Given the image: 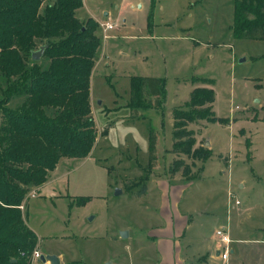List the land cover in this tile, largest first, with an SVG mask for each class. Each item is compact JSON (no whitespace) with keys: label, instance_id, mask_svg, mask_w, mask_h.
<instances>
[{"label":"rangeland","instance_id":"1","mask_svg":"<svg viewBox=\"0 0 264 264\" xmlns=\"http://www.w3.org/2000/svg\"><path fill=\"white\" fill-rule=\"evenodd\" d=\"M53 1L45 0L42 8ZM234 5L235 0L82 1L76 17L94 20L101 42L89 83L97 138L88 156L61 158L39 193L27 195L21 209L39 239L34 249L62 254L63 264H156L150 233L163 224V184L167 191L182 187L180 208H190L205 234L219 228V217L236 233L261 227V234L252 233L264 237V41L235 37ZM102 22L114 25L107 38ZM133 76L162 79L159 106L130 104ZM196 77L210 79L215 92L216 120L190 125L195 147L210 155L182 154L186 174L169 175L173 112L186 108L192 88L202 86ZM250 258L257 261L259 254L252 258L238 249L229 263L249 264Z\"/></svg>","mask_w":264,"mask_h":264},{"label":"trees","instance_id":"2","mask_svg":"<svg viewBox=\"0 0 264 264\" xmlns=\"http://www.w3.org/2000/svg\"><path fill=\"white\" fill-rule=\"evenodd\" d=\"M44 1L0 0V264H30L38 237L21 209L27 195L51 178L61 158L88 156L97 138L89 102L101 46L96 25L76 17L82 0H54L42 8ZM232 31L239 39L264 41V0H235ZM42 46L41 59L33 60ZM198 80L202 86L192 88L186 108L173 112L169 175L186 174L182 154L210 155L195 147L190 128L216 120L212 81ZM162 92L161 78L133 76L130 104L157 107ZM154 141L151 135L150 166Z\"/></svg>","mask_w":264,"mask_h":264},{"label":"crops","instance_id":"3","mask_svg":"<svg viewBox=\"0 0 264 264\" xmlns=\"http://www.w3.org/2000/svg\"><path fill=\"white\" fill-rule=\"evenodd\" d=\"M104 16L107 17L108 14ZM97 20L101 21L99 18ZM45 184L34 192V196L39 193ZM163 186L164 191L162 190L161 192L162 196L160 197L159 205L163 224L153 229L150 233L154 237L152 243H154L158 257L156 264H230L231 255L226 263L219 256L221 243L215 231L222 227H226L229 230V235L232 239L231 246L233 243L236 244L235 247H232L231 254H235L239 249L240 253L242 251L252 253V258H254L255 253H258L259 260L256 261L250 258L249 264H264V237L255 236L252 233L256 231L259 235L262 233L263 228L247 231L249 233L245 231L236 233L226 226L229 223L223 225V218L219 219V217H216L215 222L219 221V228L217 227L214 230V234H205V232L201 231L203 228L202 224L195 222V217L192 216L190 208H180L182 187L175 185L176 188H174L175 186L171 185L167 191V185L163 184ZM170 192H173V194L170 195ZM167 193L168 196L166 197ZM236 211L241 213L242 208H236ZM247 246H250L251 251L245 249ZM55 255L59 257L60 263L63 264L62 254Z\"/></svg>","mask_w":264,"mask_h":264},{"label":"built area","instance_id":"4","mask_svg":"<svg viewBox=\"0 0 264 264\" xmlns=\"http://www.w3.org/2000/svg\"><path fill=\"white\" fill-rule=\"evenodd\" d=\"M83 1V0H82ZM101 30L104 32V37L107 38V33L112 31L114 29V25L111 24L110 22H106V23H99ZM234 193H229L230 198L234 197ZM30 196H34V192L30 194ZM236 205H240L241 202L240 200L237 198L235 201ZM216 236L219 238L221 246H220V259L222 261H224L225 263L228 262L229 257L231 255L232 249H231V242L232 239L230 238L229 235V230L226 227H222L219 228L215 231ZM41 256V252L39 250V248H35L32 253H31V258H30V264L35 261V260H39Z\"/></svg>","mask_w":264,"mask_h":264},{"label":"water","instance_id":"5","mask_svg":"<svg viewBox=\"0 0 264 264\" xmlns=\"http://www.w3.org/2000/svg\"><path fill=\"white\" fill-rule=\"evenodd\" d=\"M44 49H46V46H42L39 49L33 51L31 54V58L33 60H39L41 58V56L43 55ZM204 143H205V145H208V141H205ZM116 193H121V190L117 189ZM120 234L122 237L127 236L126 231H121ZM39 261L43 262L44 264H46V263H48V264H61L59 257L55 254H47V255L41 254Z\"/></svg>","mask_w":264,"mask_h":264}]
</instances>
